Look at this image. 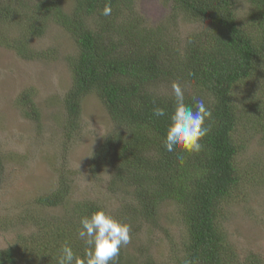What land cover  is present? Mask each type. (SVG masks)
I'll use <instances>...</instances> for the list:
<instances>
[{"label":"trees","instance_id":"obj_1","mask_svg":"<svg viewBox=\"0 0 264 264\" xmlns=\"http://www.w3.org/2000/svg\"><path fill=\"white\" fill-rule=\"evenodd\" d=\"M162 2L168 12L153 25L136 0H0V46L26 61L56 56L33 45L50 26L72 41L64 57L70 84L59 101L61 152L80 135L85 96L99 100L110 122L88 158L99 195L71 201V172L53 168L51 191L22 211L0 214V233H11L0 247V264H58L65 244L83 259L80 219L98 207L145 243L134 254L122 246L110 264H262L260 254L230 241L224 222L249 194L244 190L264 185V152L249 145L253 139L264 145V0ZM106 3L109 16L101 14ZM180 21L192 29L181 33ZM174 82L186 104L201 99L211 110L198 153L164 148ZM15 101L21 115L39 125L34 87ZM153 101L165 109L163 117L153 115ZM248 146L254 149L249 160ZM11 156L0 147V184ZM60 205L62 217L41 212ZM155 232L162 236L147 237ZM152 238L166 239L167 254H155L145 242Z\"/></svg>","mask_w":264,"mask_h":264},{"label":"rangeland","instance_id":"obj_2","mask_svg":"<svg viewBox=\"0 0 264 264\" xmlns=\"http://www.w3.org/2000/svg\"><path fill=\"white\" fill-rule=\"evenodd\" d=\"M163 3L162 0H136L139 13L153 25L168 12ZM179 26L181 33L192 29V25L181 21ZM33 45L37 50L50 48L56 56L51 58L45 54L38 60L26 61L13 50L0 46V147L14 158L7 161L9 173L0 184V214L22 211L37 195L51 191L57 181L53 168H57L58 172L65 168L71 172L68 175L72 180L71 201L93 198L99 189L98 185L94 187L96 182L89 178L88 158L110 126L108 116L95 96H85L81 103L80 135L66 148L67 151L61 152L63 136L59 101L70 84L64 57L73 50L72 41L60 28L50 26L40 38L33 40ZM28 86L35 89V106L40 112L39 125L24 118L15 103L20 91ZM249 145L257 146L258 150L264 152V145H259L256 139L251 140ZM253 152L254 149L248 146L245 159L249 160L248 156ZM248 170V174L252 173L251 169ZM244 191L249 193V198L246 195L232 205V213L224 222V228L239 250L260 254L264 264V185L252 186L251 192ZM107 202L111 204L110 200ZM64 208L60 205L41 212L62 217ZM174 224H170L171 231L177 234L178 226ZM31 230L28 228L24 233ZM4 235L5 232L0 233V247L6 246L11 238V233ZM150 236L161 237L162 234L155 232L147 235L148 238ZM152 239L153 242H145L155 254H167L166 239L158 243ZM141 243L137 235L131 238L126 247L127 253L134 254ZM242 250L240 256L244 255Z\"/></svg>","mask_w":264,"mask_h":264},{"label":"clouds","instance_id":"obj_3","mask_svg":"<svg viewBox=\"0 0 264 264\" xmlns=\"http://www.w3.org/2000/svg\"><path fill=\"white\" fill-rule=\"evenodd\" d=\"M111 12V4L106 3L101 14L109 16ZM172 92L174 111L170 117L164 148L169 153L175 152L177 148L198 153L203 148L202 138L210 131L205 121L211 118V110L201 99L194 98V104H186L179 83L172 84ZM153 104V115L163 117L165 109L155 105V101ZM78 235L85 244L84 258L77 257L72 248L65 244L60 250L58 264H110L118 257L121 247L129 244L131 239L129 225L101 207L81 217Z\"/></svg>","mask_w":264,"mask_h":264}]
</instances>
